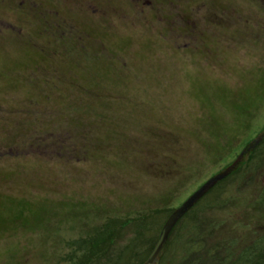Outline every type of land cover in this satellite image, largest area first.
I'll return each mask as SVG.
<instances>
[{
	"label": "rangeland",
	"instance_id": "374dc122",
	"mask_svg": "<svg viewBox=\"0 0 264 264\" xmlns=\"http://www.w3.org/2000/svg\"><path fill=\"white\" fill-rule=\"evenodd\" d=\"M144 1L0 0V264H70L65 241L178 209L264 133V0ZM263 189L211 214L235 254Z\"/></svg>",
	"mask_w": 264,
	"mask_h": 264
},
{
	"label": "trees",
	"instance_id": "16d2710c",
	"mask_svg": "<svg viewBox=\"0 0 264 264\" xmlns=\"http://www.w3.org/2000/svg\"><path fill=\"white\" fill-rule=\"evenodd\" d=\"M245 145L239 165L173 227L161 251L160 264H264V234L235 254L228 248L226 238L227 232L238 231L237 223L231 221L234 225L229 227L228 219L211 215L241 206V189L252 186L264 174V133ZM254 207L259 213L264 211V189ZM175 210L151 209L131 218H109L101 228L65 241L68 251L63 259L70 264H145ZM222 231L223 239L219 240L216 236Z\"/></svg>",
	"mask_w": 264,
	"mask_h": 264
},
{
	"label": "water",
	"instance_id": "95a60500",
	"mask_svg": "<svg viewBox=\"0 0 264 264\" xmlns=\"http://www.w3.org/2000/svg\"><path fill=\"white\" fill-rule=\"evenodd\" d=\"M243 156H244V152L241 153V155L237 158V160L230 167H228L224 172L219 173L215 175L214 177H212L211 179H209L181 207H179L173 212L171 217L168 219V221L164 225L159 235V239L145 264H160L161 251L165 243L167 242L169 235L173 227L176 225V223L189 210H191L197 204V202L210 191V189H212L219 181L227 177L228 174L231 173V171L234 170L239 165Z\"/></svg>",
	"mask_w": 264,
	"mask_h": 264
},
{
	"label": "flooded vegetation",
	"instance_id": "af4514ba",
	"mask_svg": "<svg viewBox=\"0 0 264 264\" xmlns=\"http://www.w3.org/2000/svg\"><path fill=\"white\" fill-rule=\"evenodd\" d=\"M135 1H138V0H135ZM143 5L146 6V7H143L144 10L145 9H150L151 8L150 6L152 5V3L149 0H145ZM93 11H97L96 8L93 9ZM47 13L48 14H52V10H48ZM57 15H59V14L56 12L54 16H57ZM58 17H60V15ZM60 19H61V17H60Z\"/></svg>",
	"mask_w": 264,
	"mask_h": 264
}]
</instances>
